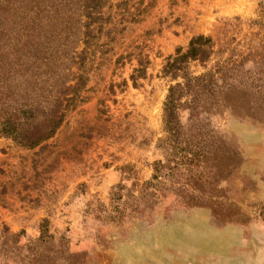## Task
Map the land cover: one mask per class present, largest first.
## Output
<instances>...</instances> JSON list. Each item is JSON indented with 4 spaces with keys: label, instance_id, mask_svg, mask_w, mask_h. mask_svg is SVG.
<instances>
[{
    "label": "rangeland",
    "instance_id": "1",
    "mask_svg": "<svg viewBox=\"0 0 264 264\" xmlns=\"http://www.w3.org/2000/svg\"><path fill=\"white\" fill-rule=\"evenodd\" d=\"M99 4L87 45L47 44L66 86L81 77L61 125L0 137V264H264V0ZM81 5L61 6L71 27ZM23 25L3 73L34 103L42 41ZM196 36L209 58L164 75Z\"/></svg>",
    "mask_w": 264,
    "mask_h": 264
},
{
    "label": "trees",
    "instance_id": "2",
    "mask_svg": "<svg viewBox=\"0 0 264 264\" xmlns=\"http://www.w3.org/2000/svg\"><path fill=\"white\" fill-rule=\"evenodd\" d=\"M66 1L68 3V0H0V49L3 48L0 51V137L11 138L23 146L34 147L50 138L61 125L65 110L77 98L76 85L80 83L81 77L76 85L66 86V74L61 70L60 54L66 48L67 34L72 36V32L73 37H77L79 41L82 37L87 45L95 23L92 16L98 13L101 0H81L82 5L77 17L74 16L76 20L73 27L61 8ZM72 14L75 13L71 12ZM81 17H85L88 22H83ZM24 22H29L30 27L37 29V38L42 41L41 44H36L35 57L40 65L37 68L42 67L45 72L39 74L43 76V81L40 82V92H37L34 103L27 102L24 97L13 100L17 88L5 84L10 79V74L8 72L6 77L3 73L6 65L3 59L7 56L5 47H11V42L19 33L22 34L25 30ZM64 33L67 34L62 36ZM51 42L59 43L55 50L59 49L60 54L55 51L52 56L47 47ZM210 48L209 38H192L185 52L178 50L176 56L167 61L164 75L175 78L177 73L183 71L187 62H205L210 56ZM138 73L140 74L136 77H131L133 83L144 74L142 70H138ZM179 86L177 84L171 87L167 96L165 112L169 118L174 113V103L177 101L175 95Z\"/></svg>",
    "mask_w": 264,
    "mask_h": 264
}]
</instances>
